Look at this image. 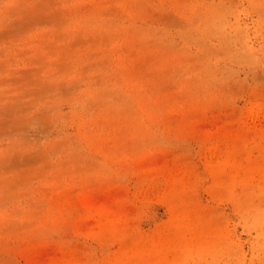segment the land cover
I'll use <instances>...</instances> for the list:
<instances>
[{
	"label": "rangeland",
	"instance_id": "rangeland-1",
	"mask_svg": "<svg viewBox=\"0 0 264 264\" xmlns=\"http://www.w3.org/2000/svg\"><path fill=\"white\" fill-rule=\"evenodd\" d=\"M0 264H264V0H0Z\"/></svg>",
	"mask_w": 264,
	"mask_h": 264
}]
</instances>
